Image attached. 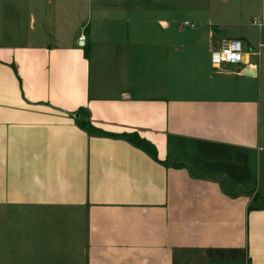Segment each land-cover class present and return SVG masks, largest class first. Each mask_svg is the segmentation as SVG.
Returning <instances> with one entry per match:
<instances>
[{"label":"crops","instance_id":"crops-1","mask_svg":"<svg viewBox=\"0 0 264 264\" xmlns=\"http://www.w3.org/2000/svg\"><path fill=\"white\" fill-rule=\"evenodd\" d=\"M231 38L250 75L211 64ZM263 38L264 0H0V264L63 239L83 264H264Z\"/></svg>","mask_w":264,"mask_h":264},{"label":"rangeland","instance_id":"rangeland-1","mask_svg":"<svg viewBox=\"0 0 264 264\" xmlns=\"http://www.w3.org/2000/svg\"><path fill=\"white\" fill-rule=\"evenodd\" d=\"M188 29V28H186ZM219 37V36H216ZM219 42V39H218ZM261 46H259V49L261 53L264 55V38L260 41ZM217 43V41H216ZM243 49H245L243 45ZM230 82L234 83V79H230ZM261 90H264V85H262ZM262 96H264V91L262 92ZM68 219L66 218H60L56 220L54 223V226H51V223L46 220H41V221H35L31 219L28 216H23V215H14L9 217V224H18L20 226H23L28 230V227L32 228L34 226H37L39 230H49L51 229L52 231H63L65 228L69 226V223H67ZM52 227V228H51ZM54 229V230H53ZM54 233H51L53 236ZM48 233L44 232L41 233V236H47ZM61 236H64V233L59 234ZM56 233V236H59ZM13 235L10 236L12 238ZM27 236V234H26ZM60 238V237H59ZM57 241V239H55ZM40 243H31L28 240L25 242V251L23 256H20V260H22L23 264H28V263H33V264H83L82 263V257L79 254H77L76 251L72 250H67L66 249V244L63 239L62 245L59 248H55L51 245V242L54 241H48V240H41L39 241ZM12 245L11 240H10V246ZM11 249V248H10ZM15 250V249H12ZM10 255L11 252H10Z\"/></svg>","mask_w":264,"mask_h":264},{"label":"trees","instance_id":"trees-1","mask_svg":"<svg viewBox=\"0 0 264 264\" xmlns=\"http://www.w3.org/2000/svg\"><path fill=\"white\" fill-rule=\"evenodd\" d=\"M84 54L87 55L88 51V44L86 43L83 47ZM74 114L76 115V122L78 126L86 131L90 135H99V136H106V137H112V138H119L123 139L132 145L140 148L143 150L145 153L149 154L153 159L157 160L156 158V149L154 145L146 140L145 138L141 137L136 131L132 132H121V133H111V132H106L103 131L99 128L94 127L90 123V113L88 110H85L83 108H78ZM169 161H165L164 164L168 165ZM174 166H183V163L180 162H174ZM189 172L194 175V172H192L191 168H188ZM221 187L224 189V182L221 180L220 181ZM224 191H226L224 189ZM245 191V190H244ZM246 193L249 195H252L251 203L248 206V210L251 209H264V195H260L258 193H254V191L251 190H246ZM235 192L232 193L234 195Z\"/></svg>","mask_w":264,"mask_h":264},{"label":"built area","instance_id":"built-area-1","mask_svg":"<svg viewBox=\"0 0 264 264\" xmlns=\"http://www.w3.org/2000/svg\"><path fill=\"white\" fill-rule=\"evenodd\" d=\"M79 39L83 41L84 35H80ZM247 52L243 49L240 40L231 38L221 42L220 46L213 48L210 52V61L215 67H219L221 64H233L242 65L250 68H254V65L245 60Z\"/></svg>","mask_w":264,"mask_h":264},{"label":"water","instance_id":"water-1","mask_svg":"<svg viewBox=\"0 0 264 264\" xmlns=\"http://www.w3.org/2000/svg\"><path fill=\"white\" fill-rule=\"evenodd\" d=\"M81 44H83V43H81ZM243 74H245V75H250L251 72H250L249 70H246V69H245V70L243 71Z\"/></svg>","mask_w":264,"mask_h":264}]
</instances>
